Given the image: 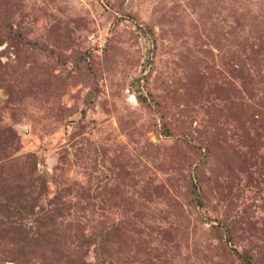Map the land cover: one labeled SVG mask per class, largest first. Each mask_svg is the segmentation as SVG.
Here are the masks:
<instances>
[{"label":"rangeland","instance_id":"obj_1","mask_svg":"<svg viewBox=\"0 0 264 264\" xmlns=\"http://www.w3.org/2000/svg\"><path fill=\"white\" fill-rule=\"evenodd\" d=\"M264 264V0H0V264Z\"/></svg>","mask_w":264,"mask_h":264},{"label":"trees","instance_id":"obj_2","mask_svg":"<svg viewBox=\"0 0 264 264\" xmlns=\"http://www.w3.org/2000/svg\"><path fill=\"white\" fill-rule=\"evenodd\" d=\"M246 258H247L246 260L247 264H251L250 258L249 257H246Z\"/></svg>","mask_w":264,"mask_h":264}]
</instances>
